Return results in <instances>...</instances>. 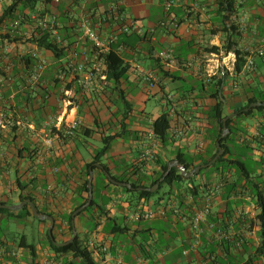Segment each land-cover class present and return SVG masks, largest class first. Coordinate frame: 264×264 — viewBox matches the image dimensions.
<instances>
[{
    "label": "crops",
    "instance_id": "0c3cea01",
    "mask_svg": "<svg viewBox=\"0 0 264 264\" xmlns=\"http://www.w3.org/2000/svg\"><path fill=\"white\" fill-rule=\"evenodd\" d=\"M12 1L0 0V16ZM233 1L234 11L227 23L233 24L235 30L227 32L226 25L216 14L217 0H41L40 10L49 16L60 17L64 37L67 24L77 22V31L81 32V24L87 18L92 20L103 38L120 33L115 23L105 25L99 19L117 4L126 17L137 21L143 32H154L153 40L161 42L162 49L172 51L176 62L170 66L154 63L147 56L125 57L132 66L131 71L119 86L109 82L103 91L96 85L90 90L85 89L80 80L82 77L69 71L65 73V81L56 87L52 77L66 60L56 62L49 52L25 42L35 28L32 20L20 16L1 25L0 113L6 114L9 124L0 128V200L13 205L20 203L22 196H33L38 208L58 217L57 237L66 238L68 225L62 221L86 196L79 190L87 177L86 168L103 146V138L116 136L102 163L93 162L90 167L98 168L93 170L96 206L75 218L78 235L88 244L97 264H138L139 258L144 264H264L263 239L257 220L261 210L250 190H245L241 197V191L235 190L230 201L222 196L215 205L219 213L217 220L221 223L225 222L223 211L227 206L229 211L247 209L251 212L246 219L252 224L251 231L246 229L243 218H238L230 228L241 246L236 247L234 239L219 245L206 230L200 238L199 250L185 256L184 249H188L193 241L187 221L170 214L141 221L130 217L139 206L159 207L168 194L177 188L188 189L192 182L176 184L172 192L168 189L150 200L136 201L122 186L108 185L102 177V167L106 165L112 177L130 181L144 180L145 176L155 178L163 164L169 166L177 160L178 153L193 157L194 164H198L197 157H208L213 151L219 127L211 109L217 101L222 102L225 119L232 114L239 115L237 109L250 99L264 98V57L253 54L254 66L246 67L251 51L264 39V0ZM62 13L66 14L64 19ZM28 15L34 17L32 13ZM170 21H176L178 27L161 26ZM8 36L12 40L23 36L24 41H11ZM76 37L81 42L73 50L84 56L86 48L82 36ZM229 37L233 45L227 51L225 46ZM211 46L221 48L219 60L212 58L215 53L206 51ZM236 50L245 54L243 66L237 63ZM28 55L36 57L33 67L26 62ZM222 58L229 68L225 78L220 77L217 70ZM43 60L46 62L44 72L38 79H32L39 61ZM135 62L157 75L156 85L149 87L138 75ZM160 67L168 75L159 73ZM209 74L212 75L210 78L207 77ZM119 90L131 103L130 110L120 100ZM44 91L51 92V97L43 99ZM216 91L217 97L212 96ZM151 97L159 100L160 105L152 106L151 112H147ZM163 113L169 120L168 138L164 142L155 136L148 137L150 119L155 120ZM59 121H62L61 125L54 128ZM240 127L247 133L241 132ZM49 128L53 130L51 146L45 142V132ZM260 131L264 132V113L237 118L232 124L228 143L234 156L244 153L248 147L250 170L264 189V167L260 164L264 147L257 140L262 137ZM200 145L203 146L201 151ZM147 146L155 152V158L149 163L141 159ZM235 174L232 170L233 178ZM217 181V174L208 169L195 183L207 188ZM4 220L18 230L35 223V219L25 213L23 218L6 215ZM6 226L3 225L1 232L0 252L3 254L0 264H32L33 261L47 264L51 259H73L71 255L59 258L51 251L46 239L49 224L38 221V240L34 243L29 241L26 233L11 235ZM90 242L96 246H89ZM30 244L35 246V260L26 248ZM100 245H106L109 252L101 250ZM14 252L20 255H11ZM209 255L214 259H209ZM75 262L79 263L78 260Z\"/></svg>",
    "mask_w": 264,
    "mask_h": 264
},
{
    "label": "trees",
    "instance_id": "16d2710c",
    "mask_svg": "<svg viewBox=\"0 0 264 264\" xmlns=\"http://www.w3.org/2000/svg\"><path fill=\"white\" fill-rule=\"evenodd\" d=\"M41 0H13L8 7H6L1 16H0V27L3 25L6 21H15L17 17L24 16L28 19L32 20V23L34 24V31L32 34L25 39V42L27 43H33L35 44L39 49L49 52L52 56V58L57 62L66 60V64L61 65L60 71H57V75H53L54 84L56 87L60 85V83L64 82L66 79V75H64L63 79L59 77L61 73L68 72L65 68V65L71 61V59H74L71 55L72 50L74 49V46L76 44H79L80 39L76 37V35L81 36V32H78L79 29L77 22L72 24H67L65 29V37L64 41L67 42L66 47H61L56 40L52 37L50 33H48L46 30H43V28L36 27L37 19L42 16H47L46 12L43 10H40L39 4ZM234 11V1L233 0H217V7H216V14L221 17V20L224 25H226L225 31L229 32L231 30H235L233 28V24H228L227 21L230 20L232 17V13ZM107 12V11H106ZM32 13L34 17H31L30 14ZM108 14V13H107ZM19 15V16H18ZM66 14L62 13L61 18L64 19ZM60 18V17H59ZM129 19L128 17H126ZM131 19V18H130ZM134 20V19H133ZM60 21V20H59ZM136 21V20H135ZM103 23L102 21H100ZM116 26H121L122 22L119 20H115L114 18L108 20V22L104 23L106 24H114ZM163 28H168L166 26L161 25ZM95 27V26H94ZM154 32L152 31H146L143 32V34H138L136 32H130V33H118L116 32V35H114L115 41L112 44V49L109 53L104 54L102 56L104 62L106 63V78L108 82L113 83L115 86H119L122 80L126 78V75L128 72L131 71L132 66L125 60V57L127 56H137L138 58L142 57H149L152 62L159 64L161 62L159 58V52L163 48V44L158 41L153 40ZM7 39V37H6ZM8 39L11 41H24L23 36H17L15 39H11L10 36H8ZM83 47L86 48V55L89 58L94 57V50L91 45V43L85 39L82 38ZM81 42V41H80ZM226 46L225 48L227 51H230L232 49V39L229 37L226 40ZM221 48L217 46H211L210 48H206V51L209 53H215L219 54ZM77 51V50H76ZM78 52V51H77ZM236 56H237V63L241 66L244 65L245 54L241 52L240 50H236ZM75 57V56H74ZM82 55L79 53L77 58H81ZM26 62L29 66L33 67L36 65V57H33L32 55L26 56ZM159 73L168 75V72L164 71L161 67L159 69ZM77 77H79L77 75ZM76 78V77H74ZM78 79V78H76ZM216 86L219 88L220 84L219 82L216 83ZM45 88H43L44 90ZM106 89V88H105ZM51 92L44 91L43 92V99H47V97H51ZM119 96L120 100L125 104L126 109L130 110L132 108L131 103L125 98L122 90H119ZM214 97H217V91L212 95ZM264 103V98L262 97H255L250 99L247 104L237 109L236 112L239 113L237 118H248L251 117L255 112L264 113V105L259 107H254L250 109L249 111H245L252 103ZM211 113L213 116V119L216 120L219 131L215 138L214 144H213V151L211 154L208 155V157H197L199 158L200 162L198 164H194V158L187 156L182 153H178L176 155L177 160L186 168V171H192L197 166L202 164H208L211 162L217 153L219 152V148L217 146L218 140L221 138L223 133V120H224V114L222 109V102L217 101V103L212 107ZM237 118L229 119L227 122V126L230 130L229 135H227L225 138L221 139V146L223 149L226 150V152L210 167L206 169H202L199 174H197L194 177L187 178L183 175L182 171L178 168H173L169 174L166 175L168 170V163L163 164L161 167V170L159 174L155 178H151L148 176L144 177V180H138V181H130L126 180L124 178H120L117 176H113L115 180H118L120 182H126L130 183L134 189H130L127 187H122V189L127 192L128 194L132 195L136 201H140L141 199L150 200L154 198L155 196L159 195L161 192V189L163 185H168L170 192H172L173 187L177 184H182L183 182H192V192L196 195L199 194L200 191L203 190L204 185L198 184L196 185L195 180L199 175H201L203 172L207 171L208 169H211L214 173L217 174L218 179L222 180L224 182V195L223 197L226 199H229L230 195L235 190H240L241 195L245 190H250L254 197L256 198V204L258 208H260V213L257 215V220L260 224V230H261V237L263 239V252H264V189L261 187V183L257 181V179L254 177L253 172L250 170L249 163L247 162V159H249L246 146V151L244 153H240V155L234 156V152L230 148L229 139L231 137L232 133V124L235 122ZM153 129L155 132V137L160 139L161 141H165L168 138V130H169V120L167 117V114L163 113L158 118H156L153 122ZM241 132L247 133L246 130L242 127L239 128ZM262 134V137L257 140H259L264 147V132L260 131ZM116 136H105L103 138V146L99 151L96 152L95 159L93 162H99L102 163V158L109 152V150L112 147L113 141H115ZM93 162L88 165V168H86V174L87 177L84 181V183L80 186L79 190L82 193H86V196H84L82 202L74 208V210L67 216L63 218L62 222H65L68 225V234L66 238H58L56 234L57 230V224L56 221L58 220V217L54 215L51 212L44 211L35 203V198L31 195L22 196L20 198V201H24L26 199H32L35 203L38 211L40 213L48 214L52 216L55 219V226L53 229V234L55 237L56 242H67L70 240V238L73 235V225H72V215L74 211H76L78 208L83 206L87 201L89 197V188H88V181L90 176V167L93 166ZM261 166L264 167V158L260 160ZM105 169L107 171H110V168L106 165H104ZM98 169L97 167H93V170ZM232 170H235V177H232ZM102 177L104 180H106L108 185H114L105 175L104 172H102ZM149 181H146V180ZM156 184H159L158 189L155 192H151L149 190H142L139 191L138 188H153ZM189 188V187H188ZM94 184H93V192H94ZM7 204L6 201L0 200V205ZM96 206V201L93 199L92 204L86 208L84 211L79 213L76 218L80 217L82 214L89 212L93 207ZM24 213L26 216H31L35 220H38L39 222L48 223V220H40L38 218H35L33 216V213L31 211V208L29 205H25L21 210L18 211H12L9 209L2 208L0 209V216L1 215H7L8 217H14L15 219H20L24 217ZM2 230L3 225L2 221L0 220V239L2 238ZM25 239V238H24ZM46 239L48 242V245L55 254L60 258L62 256L71 255L72 260L64 259L63 261L56 259L57 261H61L62 264H97L93 258L92 251L89 249L88 244L83 243L81 241L79 235H77L76 239L65 246H59L54 244V242L51 240L48 231L46 232ZM31 252V255L33 257V260H35L36 251L35 246L30 244L26 246ZM75 260L79 261V263L75 262ZM32 264H36V262H32Z\"/></svg>",
    "mask_w": 264,
    "mask_h": 264
},
{
    "label": "built area",
    "instance_id": "2783aa9c",
    "mask_svg": "<svg viewBox=\"0 0 264 264\" xmlns=\"http://www.w3.org/2000/svg\"><path fill=\"white\" fill-rule=\"evenodd\" d=\"M112 18L122 22V25L118 27L121 33L136 32L138 34H143V31L138 25L137 21L133 19H127L126 16L120 11V8L117 4H113L111 6L110 13L99 16L100 21L103 23L108 22V20ZM162 25L166 27L171 26L172 28L178 27V23L176 21L163 22ZM36 27L43 28V30H46L52 35V37L61 47H66L67 42L64 41V36L62 35L61 31V24L57 15H47L38 18ZM81 32L82 38L91 43L94 50V57L89 58L85 54L79 59L77 58L79 55L78 52L76 50H72L71 55H73L72 57L74 59H71V61L67 64L66 69L72 74L80 75L82 77L80 80L82 81L83 87L85 89L90 90L94 85H96V88H98L99 91H103L108 86L109 82L105 73L107 66L102 56L111 51L115 38L114 36L103 38L94 27L90 18L85 19L81 24ZM253 54L259 57H264V39L262 40L259 47L251 51V56H249L246 62V67L248 69L254 66L255 62L252 56ZM219 57V54L212 55V58L217 60H219ZM159 58L162 64L166 66H170L176 62L172 51L169 49H162L159 52ZM135 65L138 75L142 77L149 87H153L157 84V75L153 71H146L140 64H138V62H135ZM45 68L46 62L44 60L39 61L37 71L32 76V79H38L39 75L44 72ZM217 70L220 77H226L229 68L228 64L224 62V58H222V61H218ZM64 75L65 72L61 73L59 77L63 79ZM211 76L212 75L209 74L207 77L210 78ZM61 122L59 121L58 123H55L54 128H57L58 125H61ZM153 122L154 120L150 119L151 126L148 131L149 138L155 136L152 126ZM7 124H9V119L7 118L6 114L3 112L0 113V128L5 127ZM52 133V128L47 129L45 132V142L49 146H51L53 143ZM202 147L203 146L200 145V151ZM154 158V149L147 146L141 154V159L144 162L149 163L153 161ZM190 188L192 189V185L189 186L188 189L177 188L173 193L168 194L165 199L163 198L161 205L157 208L147 209L143 206H139L130 218L134 221H141L151 220L156 216L166 217L168 214H170L181 221H187L192 232L193 241L188 249H184L183 254L185 256L189 255L191 252H196L199 250L201 245L200 238L206 232V230L211 233V236L219 245H226L227 243L232 242L234 239L235 246L240 247L241 242L236 241L237 235L230 228H232L234 222L238 221V218H243L245 219L244 222L246 229L251 231L252 224L246 221V219L252 215L251 212L247 209H241L236 211L232 210L234 214H231L232 211H229V206H227L223 211L225 212V222L221 223L217 220L219 213L215 210V205L220 197L224 195V182L218 179L216 183L209 185L207 188L204 187L203 190L196 195L192 192V190H190ZM230 200L231 198L229 197L227 201ZM89 246L95 247L96 244L94 242H90ZM99 247L101 250L109 252L106 245H100ZM2 254L3 252H0V255ZM11 255L19 256L20 254L14 252L11 253ZM209 259L212 260L214 257L209 255ZM47 264H62V262L51 259L47 260ZM138 264H144V260L139 258Z\"/></svg>",
    "mask_w": 264,
    "mask_h": 264
},
{
    "label": "water",
    "instance_id": "95a60500",
    "mask_svg": "<svg viewBox=\"0 0 264 264\" xmlns=\"http://www.w3.org/2000/svg\"><path fill=\"white\" fill-rule=\"evenodd\" d=\"M262 105H264V103H252L247 109H245V111L247 112L250 109H252L253 107H259ZM236 115H238V114L236 113V114L229 115L224 119V121H223V133H222L221 138L217 142L219 152L217 153V155L215 156V158L211 162H209L208 164L199 165L194 170L187 172L185 166H183L178 160H174L171 164H169L166 175L169 174L173 168H178L179 170L182 171L183 175L186 176L187 178L194 177L197 174H199L202 169H206V168L210 167L213 163H215L225 153V150L221 146V139L225 138L226 135L229 133V128L227 126V122L229 119L233 118ZM102 168H103L106 176L109 178V180L112 183L119 185V186H122V187L134 189V187L130 183L119 182V181L115 180L104 167H102ZM93 176H94L93 169H90V178L88 181V188H89L88 201L73 213V215H72L73 235L70 238V240H68L67 242L59 243V242L55 241V237L53 234V229L55 226V219L48 214L40 213L32 199H26V200H24L18 204H13V205H7V204L0 205V209L5 208V209L12 210V211H18V210H21L25 205H29L31 208V211L33 213V216L35 218H38L40 220H48L49 221L48 234H49L51 240L54 242V244L59 245V246L68 245V244L72 243L78 235V231H77V228L75 226L76 216L92 204L93 194H94V192H93ZM158 186H159V184H156L153 188H150V189L138 188V190L139 191L149 190L151 192H155L158 189Z\"/></svg>",
    "mask_w": 264,
    "mask_h": 264
},
{
    "label": "rangeland",
    "instance_id": "374dc122",
    "mask_svg": "<svg viewBox=\"0 0 264 264\" xmlns=\"http://www.w3.org/2000/svg\"><path fill=\"white\" fill-rule=\"evenodd\" d=\"M154 105H160L159 100L151 97V100L148 103V108L146 109V111L151 112V107ZM168 189H169L168 185H163L161 192L167 191ZM5 217L6 215H1L0 220L2 221L3 225H7L6 227L9 228V232L11 235L20 236L22 233H26L30 242L34 243L38 240V233H37L38 220H35V223L33 225H25L23 229L18 230V228L15 225H12V223H9L7 220H4ZM46 224L48 226V223Z\"/></svg>",
    "mask_w": 264,
    "mask_h": 264
}]
</instances>
